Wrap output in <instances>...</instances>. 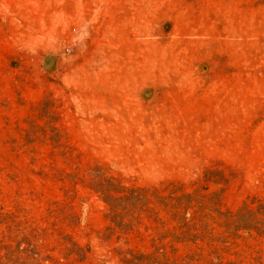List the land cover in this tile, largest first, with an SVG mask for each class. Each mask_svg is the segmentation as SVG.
<instances>
[{
	"label": "rangeland",
	"instance_id": "374dc122",
	"mask_svg": "<svg viewBox=\"0 0 264 264\" xmlns=\"http://www.w3.org/2000/svg\"><path fill=\"white\" fill-rule=\"evenodd\" d=\"M0 264H264V0H0Z\"/></svg>",
	"mask_w": 264,
	"mask_h": 264
}]
</instances>
